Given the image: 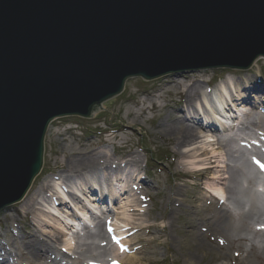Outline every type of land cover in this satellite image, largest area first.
<instances>
[{"label":"rangeland","instance_id":"1","mask_svg":"<svg viewBox=\"0 0 264 264\" xmlns=\"http://www.w3.org/2000/svg\"><path fill=\"white\" fill-rule=\"evenodd\" d=\"M182 73L187 75L182 77ZM182 73L151 80L128 78L120 94L102 102L92 117L67 115L49 124L39 174L20 202L0 211V258L7 260L0 264H107L112 258L120 264H264V194L253 188L264 164V58L244 70ZM230 75L245 87L240 97L249 95L258 101L234 119L244 125L237 140H223L228 136L219 137L225 131L204 127L207 114L213 112L211 106L184 103L185 91L193 88L211 89L206 93L216 101L222 94L218 79ZM255 86L257 93L252 90ZM227 91L239 103L240 91L234 93L230 83ZM167 125L188 126L195 138L178 146L175 137L164 131ZM247 136L251 145L241 141ZM217 140L223 141L228 154L209 156L207 176L199 174L201 169H190L192 163L207 159L197 153L223 150L216 148ZM149 156L153 160L145 163ZM86 160L99 161L90 168L101 170L102 175L114 176L122 170L127 178V183L122 182L126 183L124 191L115 194L107 206L88 198V179L73 184V179L83 175L77 174L84 169L77 168ZM229 167L237 176L236 183L225 177ZM57 182L65 198L53 189ZM213 194L216 199L211 201ZM52 202L56 211L50 207ZM85 206L98 215L88 217ZM75 214L92 224V231L86 227L77 231L63 223L75 220ZM109 234L117 243L110 241ZM29 235L39 240L40 258L25 250L24 245L35 240ZM72 237L73 245L68 247Z\"/></svg>","mask_w":264,"mask_h":264},{"label":"water","instance_id":"2","mask_svg":"<svg viewBox=\"0 0 264 264\" xmlns=\"http://www.w3.org/2000/svg\"><path fill=\"white\" fill-rule=\"evenodd\" d=\"M264 0H0V209L39 173L59 117H92L128 78L248 69Z\"/></svg>","mask_w":264,"mask_h":264},{"label":"bare ground","instance_id":"3","mask_svg":"<svg viewBox=\"0 0 264 264\" xmlns=\"http://www.w3.org/2000/svg\"><path fill=\"white\" fill-rule=\"evenodd\" d=\"M255 62H257V61H255ZM183 75H187V73H182L181 76L183 77ZM246 80H247V77L244 78V82ZM228 83H230L231 86L233 87V92L234 93H236L237 91H240L239 93H237L238 100H240L241 98H244V99L246 98L244 96L240 97L242 95V93H243L242 91L245 90V87L240 85L239 80L237 78H235L233 75H230V76L226 77L225 80L221 84H219V86L222 89V94H220L218 96V98L216 99V102H215L216 106L220 109L218 113H215L216 114L215 118L218 120V124L220 125V127H223V129H224V126H225L224 123H228V122L230 123L231 119H229V117L234 115L233 113H230L231 110H232L231 107L235 108L236 111L241 116L243 114L242 111H244L246 109V106L247 107L255 106V104L258 103L257 100L252 101L250 99H246L245 101L241 100L243 102L242 104L241 103H234L233 96L230 95V93L227 91L226 84H228ZM204 89H205V91L202 90V88L200 90H198L197 88H193L191 90H186L185 91L186 95H185V98H184V103L189 104V105L194 106V107L195 106L200 107V105H203L202 101L200 99L202 97L205 106H210V103L212 102L213 97L206 93V88H204ZM256 89H257V91H254V92L257 93L258 92V87L257 86H255L252 90H256ZM214 91H216V89H214ZM209 96H210V100L207 103L206 99ZM238 105L241 106V107L238 108ZM208 120H210V118ZM238 120H240V119H238ZM238 120H237V122H238ZM205 126L206 127H212L213 129H216L215 125H211V126L205 125ZM164 131L166 132V134L172 135V136L175 137L178 146H183L185 144H188L189 141H191L193 138H195L194 130L192 128L188 127V126H185V125H179V126H176V127H171V125H167L165 127ZM249 137H251V136H247V139H243L242 138L241 139L242 143H249L250 142L249 144L251 145L252 142L250 141ZM221 138H223V137H221ZM226 139L230 140L232 138H224L223 140H226ZM222 143H223V141H218L217 140L216 145L218 147H216V148L217 149L218 148L219 149H223V150L216 151V150H212L211 149L212 150L211 152L201 151L200 153H197L196 156H201V158H202V156H205L207 159L202 160V161H197L196 163H192V165L190 166V169H192V170H200L201 169V173H199V174H201L203 176H207L209 174V170L208 169H210V167H211V165H209L210 163H206V161H208L209 156L212 155V156H210V158L214 159V158H216V157H218L220 155H224L225 156V155L228 154V151L224 153V150H225L226 147L224 148V146H223V148H222V145H221ZM184 154H185L184 152H180V155L183 156ZM214 155H218V156H214ZM86 161L87 162L80 163L79 167L77 168V169H80V170L84 169V171H82L81 173L77 174V175H80V174H83V175L79 176L77 181H73L74 182L73 184H75L78 181H79V184H81L83 182V180L86 181L88 179L89 180V184L91 185L90 187L88 186V188L92 189L93 191H96V194L94 196H96V199H98V200L100 199L99 196H101L102 193L104 191H106V190L108 192L107 196H108V200L109 201L112 200L114 197H116L115 194L124 191L125 184L127 183V178L126 179L124 178V172L122 170H120L114 176L113 175L112 176L109 175L108 172H106L104 175H102L100 172H97L98 173L97 174L95 172V169H92L90 167H94L95 165H99L100 162L99 161H93V160H86ZM110 167L111 166H109L108 168H110ZM231 169L232 168H230V167L226 168L227 176L225 175V177L227 178V181H230V183L233 184V183H236L235 177H237V176H236V174L232 173ZM74 172H78V171L75 170ZM85 172H91V173H85ZM222 176H224V175H222ZM66 181L70 184L69 180H66ZM114 181H116L117 183H114ZM123 181H125L126 183H122ZM106 186L109 187V189ZM52 187H53V185H52ZM59 188H60V184L57 182L54 185L53 189L58 190L60 192V195L63 198H65L66 197L65 193ZM104 188L106 190H104ZM96 189L99 191V193H98V191ZM227 190L229 191V193L233 192V188H231V187L227 188ZM213 196L214 197L211 198V201H214L216 199L215 198L216 195L213 194ZM59 199H61V198H59ZM236 202L239 203L240 200H237ZM35 203H36V200L34 199L33 201H31V206H33ZM59 205H65V204H59ZM50 207H51L52 211H56L57 210V208L55 207L54 203L50 204ZM34 214H36V213H34ZM50 214L53 216L55 213L50 212ZM196 214H198L199 216H203V214L200 211H198V210H197ZM225 214L228 215V210H225ZM251 214H253V213H251ZM219 219H221V218H219ZM201 220H204V219H202V217H201ZM64 221L66 222V221H68V219H65ZM77 225H78V223L76 224V226ZM82 226H83V228L85 227L84 224H82ZM71 227H73V226H71ZM66 234H68V233H66ZM29 236H30V238H35V240H32V243H29V244L26 243L24 245L25 246V250L32 257L40 258V255H41L43 249L40 246L39 240L34 235H29ZM73 240H74V237H72L70 239V242L67 243L66 245L68 247L72 246L73 245Z\"/></svg>","mask_w":264,"mask_h":264},{"label":"trees","instance_id":"4","mask_svg":"<svg viewBox=\"0 0 264 264\" xmlns=\"http://www.w3.org/2000/svg\"><path fill=\"white\" fill-rule=\"evenodd\" d=\"M151 159H153V157H151ZM159 160L161 161L162 158L160 157ZM161 264H169V263H161Z\"/></svg>","mask_w":264,"mask_h":264},{"label":"snow or ice","instance_id":"5","mask_svg":"<svg viewBox=\"0 0 264 264\" xmlns=\"http://www.w3.org/2000/svg\"><path fill=\"white\" fill-rule=\"evenodd\" d=\"M262 167H264V166H262Z\"/></svg>","mask_w":264,"mask_h":264}]
</instances>
